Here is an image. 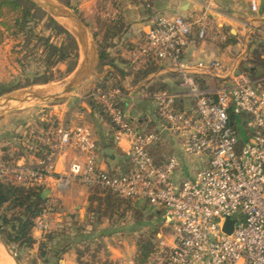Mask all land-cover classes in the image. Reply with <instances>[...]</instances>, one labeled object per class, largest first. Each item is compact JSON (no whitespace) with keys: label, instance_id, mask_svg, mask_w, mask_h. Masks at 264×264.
<instances>
[{"label":"built area","instance_id":"built-area-1","mask_svg":"<svg viewBox=\"0 0 264 264\" xmlns=\"http://www.w3.org/2000/svg\"><path fill=\"white\" fill-rule=\"evenodd\" d=\"M249 1L251 10L258 11L257 0ZM213 2L207 0L201 14L191 19L154 16L143 43L131 55L135 65L147 60L166 64L193 102L180 110L175 95L151 96L160 132L138 131L118 106L125 97L119 89H97L91 94L111 118L114 145L127 144L126 175H112L103 168L90 127L75 124L48 132L49 152L38 163L0 166L1 180L41 187L55 177L59 155L71 150L75 156L57 180L105 189L162 211L170 243L160 242L146 264H264V88L243 73L217 87H201L198 76L224 73V65L184 58L194 30L202 42L213 33L224 39L209 20ZM163 132L180 144L186 156L196 157L202 169L182 179L175 155L156 163L149 147L161 141ZM56 207L53 200L44 204L34 221L35 232L50 230ZM228 219L235 221L230 234L223 231ZM115 264L139 263L130 258Z\"/></svg>","mask_w":264,"mask_h":264},{"label":"crops","instance_id":"crops-1","mask_svg":"<svg viewBox=\"0 0 264 264\" xmlns=\"http://www.w3.org/2000/svg\"><path fill=\"white\" fill-rule=\"evenodd\" d=\"M76 10L81 17V13L85 12V15L81 17L84 20L87 12L95 6L99 9L98 16L101 19L114 20L118 14V8L111 3V0H76ZM207 0H141L140 2H132L126 0L123 5V18L127 26L126 32L121 38L114 42L115 47L110 50L111 55L124 57L127 55L130 57L134 52H130V48L140 46L144 41L145 32L147 31L148 25L151 19L157 15L167 16H182L185 19H191L201 14L204 5ZM213 8L210 13L209 20L215 27L217 33L224 35V39L217 36L215 33L208 35L205 41H199L196 37V32L193 31L189 38V45L185 50L184 58L189 62L197 60L204 61H219L224 67V73L212 76L211 74H203L198 76L202 82H206L207 88H214L212 82H231L232 76L237 73L238 65L242 59V56L247 50V40L250 35L257 32L264 34V0H257L258 11L253 12L250 8L249 0H214ZM73 5V4H72ZM138 11V12H137ZM59 21L67 23L66 20L59 19ZM63 24V23H62ZM68 24V23H67ZM227 34L234 37L236 43L225 45L223 48L220 47L219 42H225L227 40ZM243 46L244 49L240 52L239 56H234L232 51L240 49ZM144 63V62H143ZM143 63L137 64L136 68L141 66ZM118 64V63H117ZM157 71L153 73L147 80L142 81L137 85H132L140 91L142 98L150 99L140 89L142 85H150L152 83L161 82L165 84L170 92H166L175 95L177 107L188 109L193 105L191 99L186 95L185 90L180 85L178 75L172 71L166 64L162 62H155ZM119 68H123V65L118 64ZM109 69V73L104 74L112 75L116 77L119 83V87L122 89L123 81L118 79L117 72L112 67H105ZM128 77H125L126 79ZM122 78V80H124ZM131 82V80H130ZM142 84V85H141ZM133 89L127 90L128 94L124 95V102L132 99ZM153 96V95H152ZM151 100V99H150ZM67 103H61L57 106H52L55 112L53 113L56 118L48 114H38L35 120H28L27 116L31 115V110H23L25 107L20 108L16 112L8 111L0 116V166H2V157L8 155L13 157L15 154H21V156L15 161V165L26 164L33 165L38 163L41 159L34 152L39 153L36 142H41L45 145L46 135L48 132L44 131V127L48 126L52 121H58L59 126L61 125H75V124H93L92 131L93 138L96 143L98 160L101 166L109 172L118 173L124 163L128 161L126 158L127 144L122 141L119 146L113 143V129L107 125L102 119H100L87 105L85 101H82L81 105L85 111L81 113L72 112V114L65 115ZM46 107L42 106L41 111H45ZM52 113V112H51ZM36 115V114H34ZM33 117V115H32ZM54 118V120H53ZM93 120V121H92ZM130 121L136 126L140 132H147L150 125L156 126L149 132H160L158 118L155 115L145 118ZM35 122L37 123L35 125ZM92 122V123H91ZM87 125V126H88ZM162 144L166 145L167 148L173 151V155L179 153L177 149V142L169 136L166 132L161 133ZM48 146V145H47ZM49 148V146H48ZM106 148H112L113 152L111 156H106L104 150ZM49 150V149H48ZM49 152V151H48ZM75 153L71 150L59 155L55 162V177H51L45 180L43 183V192L48 190L50 198L55 199L59 206L67 211L74 210L75 214L81 215L79 221H83L87 215L86 203L89 202V190L87 187L70 184L65 185L56 177H62L68 171L69 164L73 160ZM181 161V160H180ZM178 177H186L191 175V167L185 162L181 161V171L177 173ZM1 179V178H0ZM58 214H54L50 217V229L58 221ZM32 237L36 241V245L41 241V234L33 230ZM122 257L120 255H113L110 257L111 264H115L120 261ZM61 264H76V255L71 251H67L60 260Z\"/></svg>","mask_w":264,"mask_h":264},{"label":"trees","instance_id":"trees-1","mask_svg":"<svg viewBox=\"0 0 264 264\" xmlns=\"http://www.w3.org/2000/svg\"><path fill=\"white\" fill-rule=\"evenodd\" d=\"M55 1L73 10L81 19L77 10L73 9L72 0ZM130 1L140 2L141 0ZM124 2L126 0H111V3L118 8V14L114 20L96 18V23L101 33V35L94 34L95 38L100 36L98 39L100 41L97 43L98 67H112L123 79L131 77V85H137L155 73L157 66L154 61L147 60L136 68L120 55H111L110 50L115 47L114 42L119 40L127 30L123 18ZM41 24L43 31L37 32V28ZM8 38L17 41L18 55L21 56L19 63L23 65V70L25 69L24 62L25 64L35 62L37 68L33 73L32 80L26 86L8 89L0 85V97L22 88L46 85L53 82L55 79L53 71L59 64H67L68 72H73L78 64L79 49L75 38L45 10L30 0H0V45ZM235 43L234 37L227 34V40L219 45L223 48L225 45ZM138 48L139 46L130 48L129 51L133 52ZM117 63L123 65V68H119ZM250 64V68H242L238 65L237 73H243L253 81L258 75L262 74L258 70H263L264 72V54L258 49L255 50L252 53ZM263 76L262 74L261 77ZM197 81L201 87L206 86V82H202L199 78H197ZM116 82L118 81L116 80ZM258 85L264 88V84L259 83ZM140 89L148 96L171 91L169 87L161 82L142 85ZM86 103L100 119L112 128L109 114L98 102L90 98ZM125 105L122 102L118 103V106L123 110H125ZM179 109L182 110L183 108L180 107ZM58 127V123L52 121L47 127H44V131L51 132ZM155 127L150 125L147 131L149 132ZM36 144L37 149L40 151L39 153H34L41 159L45 158L49 151L48 146L39 141ZM149 153L156 163H161L173 155V151L161 142L150 146ZM20 156V153L15 154L13 157L5 155L2 157L1 162L3 166L12 167ZM120 169L118 173L110 172V174L126 175L130 169L128 161H124ZM88 190L90 205L87 208V215L83 222L77 221V225L80 226V232L83 230L82 233L90 235L104 220L111 226L118 224L125 219L127 213L132 214L136 224H142L143 216L137 210L136 201L127 200L98 187H91ZM42 191V187H24L0 179V236L8 246L16 245L19 248L27 249L35 246L36 241L32 237L34 221L41 214L44 204L48 201V199L41 198ZM154 216L161 218L162 211L155 209ZM57 235L56 232H48L38 243V254L41 259H45L50 245L54 242ZM158 248V240L154 241L152 237L147 239L140 238L136 242L138 255L135 260L139 264H146ZM69 250V243H66L63 247H58L54 253L55 264H59L62 256ZM83 256L84 253L81 250H76V264H111L110 261L99 262L94 255H91L90 259H84Z\"/></svg>","mask_w":264,"mask_h":264},{"label":"rangeland","instance_id":"rangeland-1","mask_svg":"<svg viewBox=\"0 0 264 264\" xmlns=\"http://www.w3.org/2000/svg\"><path fill=\"white\" fill-rule=\"evenodd\" d=\"M102 0V4L105 3ZM76 0H72L73 9H76ZM108 3V0H107ZM100 8V6L98 7ZM96 6L95 8H91L84 20H87L85 24L91 36L93 37V41L96 47L97 52V43L99 37L95 38L94 34L101 35L97 23L96 18H99L98 13L99 9ZM74 13L73 10H70ZM138 12V11H137ZM81 17L85 15V12L80 14ZM62 25L60 21H57ZM42 24L37 28V32H42ZM47 34V33H46ZM221 43V42H219ZM17 41L13 39H5L3 43L0 45V85L5 86L8 89H12L15 87L26 86L29 81L33 78V73L37 68L35 62L26 63L24 62L25 69L23 70V65L19 63L20 55H18L17 49ZM244 49L243 46L240 49H235L232 51L234 56H239L240 52ZM264 54V34L261 33H253L250 35L247 40V50L244 52L245 54L242 56V59L239 63V66L242 68H250L252 53L257 50ZM125 60H127L132 66H136L131 62L130 57L124 55ZM79 62V60H78ZM77 67V66H76ZM67 64H59L54 69V81L46 84V85H35L27 88H22L14 92L23 91L26 89H38L43 88V86L55 87L56 85H61L64 81H66L73 72H68ZM76 69V68H75ZM109 69L107 68H96V75L89 76L86 80H84L79 87H77L73 92L68 95L60 97L55 101H39L33 100L26 106L23 110H31V115L27 116L28 120H35L38 117V114H48L52 115V117L56 118L53 114L55 109H52V106L60 105L61 103H67V107L65 111V115L72 114V112H83L85 109L82 107V101L87 102L91 97V94L95 92L97 89H119L121 94H128L127 90L133 89L131 92L132 99L129 98L127 102L121 101L125 103V113L127 118L130 120H138L149 118L155 115V104L153 100L142 98L140 91H137L135 87L131 85V77H128L122 80V77L117 72V76L121 81H123L122 89L119 87V83L116 82L117 78L109 76ZM259 73L264 75L263 70H258ZM261 74V75H262ZM258 75L257 78L253 79L257 84H264V76L261 77ZM261 77V78H260ZM118 81V80H117ZM227 83V82H226ZM142 85V84H141ZM213 87L218 86V82H212ZM58 90V88H56ZM55 90V89H54ZM56 91V90H55ZM9 93V94H11ZM4 96V95H3ZM124 100V97H123ZM42 106H45V111H41ZM19 109H12L11 112H16ZM52 112V113H51ZM5 113L0 114L2 116ZM36 114V115H34ZM33 115V117H32ZM53 118V120H54ZM93 121V120H92ZM58 123V121H55ZM92 123V122H91ZM37 123L35 122V125ZM88 125V124H87ZM93 125V124H92ZM91 124L88 126L92 127ZM59 126V124H58ZM94 129V128H93ZM139 131V130H138ZM177 149L179 150L178 155L174 154L178 160L185 162L188 166L191 167V175L196 173L199 169H202L203 165H201L196 157L186 156L180 148V144H177ZM180 161V162H181ZM181 171V168L178 170ZM184 176H182V179ZM43 192V191H42ZM46 199L53 200L50 198L48 194H45ZM57 214L58 221L54 224L53 227L46 233L41 234V239L48 232H56L58 235L55 238L54 242L50 245L49 251L45 257V259H41L38 254V245L32 247L31 249L27 248H19L16 245L10 246L12 250L16 253L17 258L20 264H55L54 253L58 247L65 246L66 243L70 244V250L76 255V250H81L84 253V259H90L91 255L96 256L99 262H109L110 257L113 255V251H115V255H120L122 258L120 260H128L130 258H135L138 255V251L136 249V242L140 238L147 239L148 237H152L154 241L158 240L159 245L160 242H164L166 245L170 243V230L164 225L162 217L158 218L154 216L155 209L150 207L146 202L137 201L136 207L138 212L142 214V224H136L135 218H133L131 213H127L125 215V219L120 223L115 225H110L106 220L102 222V224L98 225L94 231L91 232L90 235H86L80 232V226L77 225V221H79V217L81 215L75 214L74 210H69V214L67 215V211L59 206L57 203ZM90 203H86L85 207L87 208ZM85 219V218H84ZM84 219H82L84 221ZM82 221V222H83ZM81 222V221H80ZM73 224H76L73 226ZM88 229H90L88 227ZM75 231V232H73ZM82 235V236H81ZM154 235V236H152ZM88 236V237H85ZM0 264H5L0 261ZM59 264L60 261H59Z\"/></svg>","mask_w":264,"mask_h":264},{"label":"water","instance_id":"water-1","mask_svg":"<svg viewBox=\"0 0 264 264\" xmlns=\"http://www.w3.org/2000/svg\"><path fill=\"white\" fill-rule=\"evenodd\" d=\"M30 1L45 10L56 21H59V19L67 21L68 25L62 24V26L71 33L77 42L79 49V62L73 74L61 85H56L55 87L43 86V88L38 89H26L1 96L0 114L11 111L14 108H22L33 100H39L42 102L58 100L60 97L73 92L89 76L96 75L98 55L93 37L84 22L75 13L71 12L70 9L55 0ZM56 88H58V90ZM112 152V148H106L104 150L106 156H111ZM47 193L48 190L43 192L41 198L46 199L45 194ZM234 224L235 221L228 219L223 227V231L226 234H230L233 231ZM0 243L10 260H12L14 264H20L16 253L7 245L1 236Z\"/></svg>","mask_w":264,"mask_h":264},{"label":"bare ground","instance_id":"bare-ground-1","mask_svg":"<svg viewBox=\"0 0 264 264\" xmlns=\"http://www.w3.org/2000/svg\"><path fill=\"white\" fill-rule=\"evenodd\" d=\"M64 25H68L65 22H62ZM0 261L5 263V264H14L12 260L8 257L7 253L5 252L2 244L0 243Z\"/></svg>","mask_w":264,"mask_h":264}]
</instances>
